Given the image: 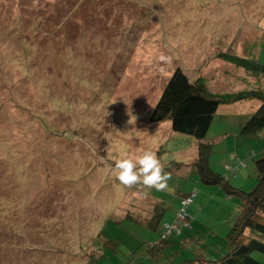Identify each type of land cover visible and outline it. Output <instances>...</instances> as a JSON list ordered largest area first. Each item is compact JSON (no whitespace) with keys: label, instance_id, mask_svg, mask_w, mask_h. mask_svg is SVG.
<instances>
[{"label":"rangeland","instance_id":"1","mask_svg":"<svg viewBox=\"0 0 264 264\" xmlns=\"http://www.w3.org/2000/svg\"><path fill=\"white\" fill-rule=\"evenodd\" d=\"M221 52L264 63V0H0V264H87L91 250L104 253L101 230L136 251L108 247L90 264H165L140 254L159 232L120 222L128 210L151 218L155 202L172 222L193 188L194 234L207 246L191 249L225 252L240 198L192 172L200 142L151 121L178 67L216 94L264 87ZM258 106L223 105L205 140L213 170L245 192L264 133L240 129ZM145 150L171 177L162 191L114 175L118 158Z\"/></svg>","mask_w":264,"mask_h":264},{"label":"trees","instance_id":"2","mask_svg":"<svg viewBox=\"0 0 264 264\" xmlns=\"http://www.w3.org/2000/svg\"><path fill=\"white\" fill-rule=\"evenodd\" d=\"M217 57L238 68H242L250 76L264 78V63L259 62L256 57H241L226 52L219 53ZM242 100L257 101L259 106L243 123L240 135L245 138H260V135L264 133V87L257 84L254 89L216 94L210 91L204 77L191 81L181 68L178 67L174 70L152 111L151 121L160 123L168 120L175 132L190 135L200 142L198 156L192 162V172L198 170L201 179L206 183L220 184L229 196H238L241 204L238 213L234 217L233 225L226 236V251L222 252L217 249L216 253L202 247L198 249L200 253L196 248L194 249L196 253L191 249L194 244L207 246V242L203 238L194 234V218L189 213V209L198 194V190L195 188L189 193L178 195L180 201L176 217L172 222L161 220L165 209L159 204L160 202L152 204L151 218H144L143 212L128 210L120 224L131 222L147 228L150 232H159L157 239L150 238L146 240L149 241L148 246H146V249L143 247L140 252L145 258L146 255H149L154 261L159 262L160 257L163 256L167 258L165 264H264L259 259L260 255H264V156L255 162L257 175L255 188L251 192H245L242 189L231 186L224 176L213 170L210 164L212 146L205 141L218 110L223 105L233 104ZM236 157L234 156V158ZM237 160L239 169L244 165V161L239 157H237ZM188 196H193V200L186 208L187 216L185 222L180 229H174L169 232L167 225L177 222V217L182 209V201ZM116 221L119 220L117 219ZM247 231L250 232L248 235L246 234ZM100 238L106 239L98 247H105L104 253L99 250H91V254H88L86 258L83 255L80 256L84 257V259L88 258L87 264L91 262V255L92 257L99 255L100 258L109 252L108 247L115 251L127 245L116 237H114V239L116 238L115 240H111L109 233H106L105 230H101ZM125 250H129L130 256L132 252L136 251L133 250L131 252L129 248ZM166 250L169 253H166ZM181 253H190L192 255L194 253V257L181 258ZM174 257H180V259L173 263ZM131 260L129 258L127 264H133L134 262Z\"/></svg>","mask_w":264,"mask_h":264},{"label":"clouds","instance_id":"3","mask_svg":"<svg viewBox=\"0 0 264 264\" xmlns=\"http://www.w3.org/2000/svg\"><path fill=\"white\" fill-rule=\"evenodd\" d=\"M161 61L167 57L160 56ZM154 107V106H153ZM129 123H133L132 120ZM114 175L125 186L142 183L147 188L162 191L167 188L170 175L164 172L163 165L157 155L151 150L143 151L138 157L121 156L115 161Z\"/></svg>","mask_w":264,"mask_h":264},{"label":"built area","instance_id":"4","mask_svg":"<svg viewBox=\"0 0 264 264\" xmlns=\"http://www.w3.org/2000/svg\"><path fill=\"white\" fill-rule=\"evenodd\" d=\"M193 200V196H188L185 199H183L182 201V209L179 213V216L177 217V222L175 224L172 225H167L169 232L173 231L174 229H180V227L182 226V224L185 222V218H186V208L190 205V203Z\"/></svg>","mask_w":264,"mask_h":264}]
</instances>
